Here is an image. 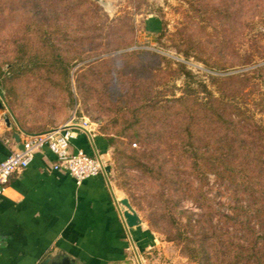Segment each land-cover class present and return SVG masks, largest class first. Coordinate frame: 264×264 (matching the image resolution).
I'll return each mask as SVG.
<instances>
[{
	"label": "rangeland",
	"instance_id": "rangeland-1",
	"mask_svg": "<svg viewBox=\"0 0 264 264\" xmlns=\"http://www.w3.org/2000/svg\"><path fill=\"white\" fill-rule=\"evenodd\" d=\"M80 1L16 0L19 8L4 15L10 21L0 34V98L15 117L34 126L49 123L54 115L66 122L76 112L96 123L98 131L109 134L110 115L119 112L121 92L132 87L140 93L136 87L142 89L152 80L156 92L162 93V100L166 96L172 98L173 94L182 96L191 79L180 72L181 63L194 76L192 88L201 91L199 82L206 83L223 101L236 102L252 121L251 129L264 130V0H232L231 10L222 9L228 5L225 0H103L106 5L99 0H87L93 9L77 5ZM70 2L72 6L67 5ZM96 5L102 10L96 11ZM85 10L94 19L86 17ZM149 14L165 22L163 35L149 28ZM103 23L113 25L116 30L113 36L107 34V27L104 31L100 29ZM117 25H123L124 30ZM126 32L136 37L131 47L102 52L109 39L110 43H117L120 33ZM192 37L200 42H186V38ZM55 50L71 65L72 97L61 88H54L49 78H45L54 74L44 67L51 66L48 61ZM131 50L151 51L159 57L138 55L124 68L127 75L121 76L118 67L129 62L127 57L115 60L111 57ZM186 50L190 52L188 55ZM32 58L35 63L30 62ZM20 61L29 66L26 72L37 66L43 69L37 70V74L22 72ZM93 63L96 65L89 66ZM235 74L239 80L250 81H235L233 89L222 90L214 82L215 77ZM205 95L200 93V97ZM123 141L127 144L112 146L107 163L113 179L158 241V245L143 254L144 264H201L193 257L192 233L200 227L199 220L206 219L202 216L206 213L202 203L192 198L191 189L185 191L178 183L165 185L135 167L127 146L157 155L159 142L149 146L138 141L135 146L129 138ZM161 146H166L165 142ZM169 154L166 149L167 157ZM180 171L186 181H192L196 189L204 192L212 205L213 227L206 222L205 229L216 227L232 235L237 233L247 245L250 229L260 228L261 211L255 197L242 187L246 174L240 173L238 183L234 184L228 176L220 180L214 173L199 181L190 176L187 166H181ZM234 208L240 214L237 224L227 218L235 217Z\"/></svg>",
	"mask_w": 264,
	"mask_h": 264
},
{
	"label": "trees",
	"instance_id": "trees-1",
	"mask_svg": "<svg viewBox=\"0 0 264 264\" xmlns=\"http://www.w3.org/2000/svg\"><path fill=\"white\" fill-rule=\"evenodd\" d=\"M225 1L228 2V5L222 9L231 10L232 0ZM15 2L16 0H0V34L5 24L10 21L5 19L7 17L4 15L13 13L19 8ZM72 4L70 2L67 5L72 6ZM77 5L93 9V5L87 0H82ZM96 6V11L97 9L100 11L101 7ZM84 13L89 19H94L90 11L85 10ZM160 23L161 27H159ZM106 24H101L100 29L104 31L107 27L109 31L107 34L113 36L116 32L115 28L111 24L108 26ZM165 25V22L159 19L148 24L153 32L161 35L165 32ZM117 26H119L118 29L124 30L123 25ZM120 34L122 35H119V41L110 43L111 39H109V43L103 46L102 52L120 50L133 45L136 39L133 33ZM186 42L198 44L200 40L192 37L186 38ZM189 53L186 50V55ZM138 55L159 57V54L155 52L131 50L116 54L111 58L115 60L127 57L129 62L126 65L120 64L118 67L121 71L120 75L123 76V74L127 75L124 68L128 67L134 57ZM38 56L43 57L44 61L47 60L44 56ZM50 56L51 61H48V64L51 63V66L44 68L54 74H48L45 78H49L54 88L59 87L68 97H72L73 92L69 87L70 63H66V59L56 50L51 51ZM164 59L167 60L165 57ZM30 62L35 63V60L32 58ZM95 65L93 63L89 66ZM179 65L180 72L191 79L187 81V89L184 90L182 96L177 97L173 94L172 98L166 96L162 100L160 98L162 93L156 92L152 80L142 89L139 86L136 87L137 90H141L140 93L133 91L132 87L121 92V99L118 101L121 104L119 112L113 111L110 115L111 121L108 126L112 131L107 134L108 143L110 146L117 147L118 143L127 144L123 141L125 138H129L136 144L138 141L147 142L150 144L149 146L153 142H159L157 155L146 150L140 151L131 148V145H128L129 158L135 162V167L142 168L144 173L152 179L161 181L165 185L178 183L179 187L186 188L185 191L188 188L191 189L192 198L198 203H202L201 205L206 210L202 216L206 219L199 220L200 227L192 233L193 257L199 259L201 264H264V130L260 129V132L256 125H254L256 127L254 130L251 129L252 121L243 114L236 102L223 101L207 87L206 83L199 82L201 91L192 88L191 84L195 81L192 80L193 74L186 70L183 64ZM19 66L22 72L31 74L33 72L37 74V70L40 72L43 69V66H37L33 67L30 72H26L29 66L24 61H20ZM237 77L236 74L221 78L215 77L214 82L219 84V89L222 90L226 87L233 89L235 81H250L248 78L239 80ZM127 83L130 84L131 80H128ZM200 93H206V95L200 97ZM232 96L233 93L229 95L230 98ZM241 115H244L243 118ZM17 119L22 125H26L22 118L17 116ZM58 119L54 115L49 118V123H40L34 126L41 128L47 126L46 124L57 125ZM164 142L166 146L163 147L161 145ZM166 149L170 151L169 157L166 155ZM154 159H162V162ZM174 159H178L179 162L176 163ZM183 159H188L189 162L186 163ZM170 164H173V167H170ZM181 166L189 167L190 176L199 181L206 180L209 173H214L220 180L228 176L232 183L237 184L238 175L246 174V182L242 184V187L255 197L254 201L261 211L260 228L257 231L250 229L247 245L241 242L237 233L232 235L231 232L217 230L216 227L205 229L206 222L210 227H213L212 205L208 198H205L202 190L196 189L192 181L191 183L186 181L184 175L180 174ZM234 209L235 217L227 216V218L234 220V224H237L240 214L237 208ZM257 232L259 234H256Z\"/></svg>",
	"mask_w": 264,
	"mask_h": 264
},
{
	"label": "crops",
	"instance_id": "crops-1",
	"mask_svg": "<svg viewBox=\"0 0 264 264\" xmlns=\"http://www.w3.org/2000/svg\"><path fill=\"white\" fill-rule=\"evenodd\" d=\"M147 19L148 24L156 21L154 14ZM0 102V161L28 134L54 126L22 125ZM107 136L79 133L72 141L74 150L99 153L105 161L103 173L81 184L53 169L56 157L46 148L12 175L0 197V264H40L46 258L69 264H144L143 254L158 241L143 221L132 228L125 221L121 200L128 196L107 163L112 151Z\"/></svg>",
	"mask_w": 264,
	"mask_h": 264
},
{
	"label": "built area",
	"instance_id": "built-area-1",
	"mask_svg": "<svg viewBox=\"0 0 264 264\" xmlns=\"http://www.w3.org/2000/svg\"><path fill=\"white\" fill-rule=\"evenodd\" d=\"M97 132L96 123L89 117L74 112L68 121L58 126L28 134L20 147L12 149L10 154L0 161V197L4 194L6 184L9 183L12 175L18 170L27 168L34 159L35 153L44 148L50 150L56 157L53 169L71 175L78 184L103 173L105 161L99 153L90 154L83 149L72 148V141L79 133L94 138Z\"/></svg>",
	"mask_w": 264,
	"mask_h": 264
},
{
	"label": "water",
	"instance_id": "water-1",
	"mask_svg": "<svg viewBox=\"0 0 264 264\" xmlns=\"http://www.w3.org/2000/svg\"><path fill=\"white\" fill-rule=\"evenodd\" d=\"M101 1V4L106 5L103 0ZM1 104V102H0ZM6 121L8 125L10 124L9 118H6ZM121 205L125 217V221L129 227H136L139 226L142 223V218L140 217L139 213L136 212L137 210L134 208L132 203L130 202L128 197H125L121 200ZM40 264H69L67 261L64 262H53L51 258H46L44 261H42Z\"/></svg>",
	"mask_w": 264,
	"mask_h": 264
}]
</instances>
